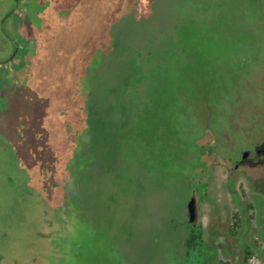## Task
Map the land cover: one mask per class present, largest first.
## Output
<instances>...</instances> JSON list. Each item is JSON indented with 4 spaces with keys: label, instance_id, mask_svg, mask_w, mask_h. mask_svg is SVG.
Segmentation results:
<instances>
[{
    "label": "rangeland",
    "instance_id": "1",
    "mask_svg": "<svg viewBox=\"0 0 264 264\" xmlns=\"http://www.w3.org/2000/svg\"><path fill=\"white\" fill-rule=\"evenodd\" d=\"M14 3L0 0V264H244L252 237L264 249V154H253L264 139V0H75L46 52L20 31L19 15L33 22L34 6ZM139 45L171 84L127 135L143 152L118 162L108 120L87 144L88 90L72 89L71 75L115 73ZM196 87L207 100L181 97ZM201 126L197 143L214 151L196 166ZM243 150L256 163L235 168ZM191 197L202 245L184 256L171 226L188 222ZM72 204L108 225L97 241L86 222L81 238L66 224Z\"/></svg>",
    "mask_w": 264,
    "mask_h": 264
},
{
    "label": "trees",
    "instance_id": "2",
    "mask_svg": "<svg viewBox=\"0 0 264 264\" xmlns=\"http://www.w3.org/2000/svg\"><path fill=\"white\" fill-rule=\"evenodd\" d=\"M14 1V4L17 5L23 2L24 4L34 6L35 15L33 17V22L26 20L27 17H25L26 13H24V11L21 15H19V17H21L20 31L26 37L35 38L37 44L42 46L43 52H46L47 46L52 44L50 40H56L57 37H60V34L63 32L66 33L68 22L67 10L72 9V11H77L75 8V0ZM7 18L8 16L4 21H6ZM16 45L17 43H13L14 47ZM57 48L61 51L64 47L62 43H60ZM122 48L124 51L125 48ZM146 48L147 45H145V50H143V45H139L134 49V52L122 53V56H120V64L118 69L116 68L117 63L115 61V73L107 71L98 74L85 66L83 70L81 69L80 73L71 75L73 78L71 86L72 89H75V87L79 85L80 87H83L84 89L86 88L88 90L84 98V106L80 108V111L83 112L85 117V122L88 125L87 128L89 131V137L86 140L87 144L91 143V141L98 140V137L94 136V134L98 131L100 132V135H102V133L106 134L102 128H105V121L108 120V135H110V132L114 133L115 130V161L118 162L120 161L118 160L119 157H123L128 153H135V155H139L141 152H143L140 143H137V140H134L131 136L128 137L127 135L128 133L132 134L134 132V125L136 124L135 121L140 119L142 120V118L147 116L149 117V111L147 107L149 106L150 102H155L156 99L163 101L165 96L168 97L166 94H168L167 91L170 87L169 84L171 83L168 81L166 75L158 73L155 65L151 63L152 53L146 51L148 49ZM116 51L117 50L115 48V52ZM38 52L39 51L37 49L36 54H38ZM22 54V56H19L20 61L22 63L27 62L29 56L26 52ZM15 57L18 56L14 54L11 57L12 59H9V68H12L11 73L13 71V59H15ZM46 58L48 57L46 56ZM81 58L83 59V57ZM42 60L43 58L39 54L33 59V63L36 64ZM39 64L40 63H38V65ZM205 89L196 87L193 94L194 98L190 95H187L186 93H183L181 97L190 101L197 99L200 101L207 100L206 97H208L207 95H209L211 92H208V89ZM114 118L115 122L113 120ZM144 123L145 122L139 123V125H137L140 132L146 131L145 128H147V126L144 125ZM113 124H115V128L112 127ZM205 129L207 128H203L201 126L195 138L192 139L193 148L197 151L198 160L196 166L199 164L200 155L204 154L205 152L210 154L214 151V146L197 143V140L201 137ZM170 132L174 134L175 129L174 131L171 130ZM179 138L181 137L179 136ZM92 145L94 146V144ZM99 146L101 147V144ZM75 169L78 170V167ZM245 206L247 210L252 209V204L248 200H245ZM72 207V219L74 220L72 222L70 219L68 223H65H70V229L74 230L75 234H78V236L81 238L82 230H84V228H82V224L83 222H86V226L91 231L92 238L90 240L92 242L94 240L97 241L98 235L101 234V231L103 233V229L107 228L108 225L106 223H100V221L95 220L94 217H92L91 220H84L81 215H78L77 205L72 204ZM181 220L182 222L180 221L179 224H172L171 229L178 238L177 241L182 247L184 256H190L191 252L195 251L197 248L200 249L199 247L202 245V230L199 224L186 222L183 219ZM260 221L261 230L264 234V201ZM62 223L64 222L62 221ZM237 224L238 218L236 215H234V220L232 222L233 226L230 228V232L232 234L235 233L234 226H237ZM262 250H264L262 244L257 239L252 237L251 243L244 246V264H246V260L251 254H256L260 259H262ZM72 251L76 254L74 255L76 257L77 253L79 252V245H75ZM204 263L206 262L203 261V264ZM218 264H231V262L228 259H224L219 260Z\"/></svg>",
    "mask_w": 264,
    "mask_h": 264
},
{
    "label": "flooded vegetation",
    "instance_id": "3",
    "mask_svg": "<svg viewBox=\"0 0 264 264\" xmlns=\"http://www.w3.org/2000/svg\"><path fill=\"white\" fill-rule=\"evenodd\" d=\"M248 151V154L241 159V156L238 160H236L234 162V167H238V166H243V165H247V164H250V163H256V162H253L252 161V157L250 156V151ZM253 154L258 156V155H261V154H264V139L258 143H256L254 146H253Z\"/></svg>",
    "mask_w": 264,
    "mask_h": 264
},
{
    "label": "water",
    "instance_id": "4",
    "mask_svg": "<svg viewBox=\"0 0 264 264\" xmlns=\"http://www.w3.org/2000/svg\"><path fill=\"white\" fill-rule=\"evenodd\" d=\"M248 154L247 150H243L241 153V159L244 158ZM188 222L193 223L195 217V204L194 197H191L186 205Z\"/></svg>",
    "mask_w": 264,
    "mask_h": 264
},
{
    "label": "built area",
    "instance_id": "5",
    "mask_svg": "<svg viewBox=\"0 0 264 264\" xmlns=\"http://www.w3.org/2000/svg\"><path fill=\"white\" fill-rule=\"evenodd\" d=\"M247 264H261L259 258L255 254H251L247 258Z\"/></svg>",
    "mask_w": 264,
    "mask_h": 264
}]
</instances>
